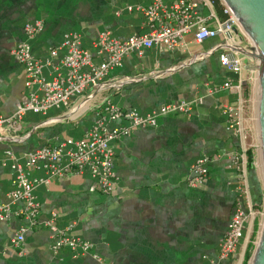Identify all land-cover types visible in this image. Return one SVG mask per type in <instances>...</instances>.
<instances>
[{
	"label": "crops",
	"instance_id": "1",
	"mask_svg": "<svg viewBox=\"0 0 264 264\" xmlns=\"http://www.w3.org/2000/svg\"><path fill=\"white\" fill-rule=\"evenodd\" d=\"M152 1L0 0L1 112L13 114L17 103L28 97L24 66L12 53L23 39L28 21L38 19L44 24L33 42L38 56L60 46L65 32L77 31L82 46L95 53V63H101L103 56L94 47L98 34L104 30L118 37L145 33L144 15L128 6ZM163 1L171 4L174 0ZM192 1L202 15L214 11L224 17L220 0ZM241 45L251 48L244 36ZM223 47L220 36L197 42L189 33L176 48L153 46L141 55L131 53L121 67L111 69L99 85L63 111L53 109L49 115L28 112L17 138L0 134V204H10L12 212L8 220H0V264H101L94 254L112 264H210L220 250L237 200L244 197L238 188L239 172L227 155L242 149V138L228 128L223 111L239 94L222 84L228 79L241 81L247 97L253 80L251 65L236 74L221 64ZM199 97L202 103L195 104L190 114L160 117L156 126L133 128L113 141L118 175L114 193L90 190L92 178L87 170L36 187L40 220H46L52 210L58 211L57 225L65 228L75 223L74 232L93 242L92 253L78 255L68 247L55 251L51 231L42 223L28 228L20 245L11 243V236L28 221L17 213L23 202H12L10 196L16 171L6 150L12 149L25 165L24 154L32 149L80 138L103 113L104 98L144 114L170 101ZM129 122L121 118L107 120V125ZM243 126L248 132L245 145L257 151L258 137L245 117ZM204 153L226 154L211 165L203 186L191 187L187 183L190 165ZM255 165L247 170L251 193L244 197L247 207L256 202ZM31 176L47 174L41 168ZM257 222L254 228V219L253 228L245 230L236 251L223 264H250L254 249L248 257L249 246L255 229V241L260 230Z\"/></svg>",
	"mask_w": 264,
	"mask_h": 264
},
{
	"label": "built area",
	"instance_id": "2",
	"mask_svg": "<svg viewBox=\"0 0 264 264\" xmlns=\"http://www.w3.org/2000/svg\"><path fill=\"white\" fill-rule=\"evenodd\" d=\"M207 4L210 5V2L207 1ZM196 7L197 3L192 0H174L171 4L163 0H153L145 6H128L129 10L142 12L148 30L126 37L114 36L109 30L101 31L94 40L96 53L103 56L101 63L94 62L95 53L82 46L81 35L77 31L65 32L60 46L50 47L46 56H38L34 52L33 42L43 30L44 24L38 19L28 21L24 26V37L13 48L12 53L24 66L25 85L29 93L26 100L17 103L13 114L4 115L0 108V134L17 138L28 112L46 114L52 107H67L99 85L111 69L121 67L129 54L135 52L141 55L145 49L153 46L176 48L189 33H193L197 42L220 36L224 46L219 55L221 64L227 70L240 74L247 65L241 52L242 48H245L241 45L243 33L224 6L223 18L214 11L209 15H202ZM62 49L64 51H61ZM249 64L253 69V64ZM242 86L241 81L234 83L231 79L222 84V87L231 88L239 94L238 100L227 104L223 111L227 116L228 128L238 131L242 138V149L232 150L227 155L239 172L238 188L245 197L249 195L246 178L247 151L250 147L245 145L248 132L243 126ZM202 101L201 97L174 100L143 114L134 108L123 109L111 99L104 98L100 106L103 113L80 138L32 149L24 154L25 165L18 160L12 149L6 150L14 160L12 166L16 171L13 180L15 188L10 192V196L12 202H23V208L17 213L24 215L28 221L27 225L19 227L11 236V243L20 245L25 240L27 229L42 223L51 231L52 248L55 251L68 247L77 251L78 255L92 253L93 242L74 232L75 223H70L65 228L57 225L58 211L52 210L46 220H40L41 203L35 194L36 187L41 183L48 184L55 178L82 174L87 170L92 178L90 190L114 193L118 186V175L115 169L113 141L128 135L133 128L156 126L160 117L175 113L190 114L194 105ZM121 118H128L129 124L113 127L107 125V120ZM225 154L204 153L198 156L190 165L188 185L203 186L210 175L211 165ZM41 168L46 171V177L31 176L33 170ZM244 197L237 200L227 233L220 242V250L217 256L210 260V264H223V261L236 251L245 230L253 228L256 213L252 204L248 207L245 205ZM11 214L10 204H0V220H8ZM260 235L255 241L256 246ZM94 257L101 264H112L97 254H94Z\"/></svg>",
	"mask_w": 264,
	"mask_h": 264
},
{
	"label": "water",
	"instance_id": "3",
	"mask_svg": "<svg viewBox=\"0 0 264 264\" xmlns=\"http://www.w3.org/2000/svg\"><path fill=\"white\" fill-rule=\"evenodd\" d=\"M251 48H242L245 63L253 64V87L258 126L261 138V156L264 167V0H220ZM250 264H264V221L260 240Z\"/></svg>",
	"mask_w": 264,
	"mask_h": 264
},
{
	"label": "rangeland",
	"instance_id": "4",
	"mask_svg": "<svg viewBox=\"0 0 264 264\" xmlns=\"http://www.w3.org/2000/svg\"><path fill=\"white\" fill-rule=\"evenodd\" d=\"M246 41H247V39H246ZM245 99H246V101H245ZM53 109H54V111H53ZM52 111L53 112L63 111V107H52L48 110L47 114L48 115L51 114ZM38 114L44 115L42 113H38ZM242 114H243V120L245 117L248 121V124L252 126L253 133H256V135L258 137V142H259L258 147H257L258 150L255 151V163H256V165H255L256 166V180H255V182L257 184V187L255 188L256 202L253 205V209L256 213L254 228L256 227V221H258L260 223L258 225V226H260V230H259V234H258V236H259L261 234L263 221H264V216H262L263 211H264V167H263L262 156H261V138H260L258 119H257V113H256V106H255V99H254L253 80H252V87L248 89L247 97H244ZM247 176H249L248 171H247ZM248 194L251 197L250 190H249Z\"/></svg>",
	"mask_w": 264,
	"mask_h": 264
},
{
	"label": "trees",
	"instance_id": "5",
	"mask_svg": "<svg viewBox=\"0 0 264 264\" xmlns=\"http://www.w3.org/2000/svg\"><path fill=\"white\" fill-rule=\"evenodd\" d=\"M224 8V7H223ZM224 13V12H223ZM224 17H225V14H224ZM247 157H248V164H247V167L248 168H252V167H254V162H255V152H254V149L251 147V148H249L248 149V151H247ZM257 224H258V222H257ZM257 229V228H256ZM255 229V232H254V234H253V240H254V238H255V236H256V230ZM251 241V243H250V246H249V254H248V257H250V255H251V252H252V249H254V251H255V248H256V244H255V240L254 241Z\"/></svg>",
	"mask_w": 264,
	"mask_h": 264
}]
</instances>
